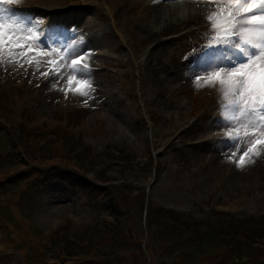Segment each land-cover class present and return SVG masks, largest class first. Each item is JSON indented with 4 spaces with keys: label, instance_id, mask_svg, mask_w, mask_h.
Returning a JSON list of instances; mask_svg holds the SVG:
<instances>
[{
    "label": "rangeland",
    "instance_id": "374dc122",
    "mask_svg": "<svg viewBox=\"0 0 264 264\" xmlns=\"http://www.w3.org/2000/svg\"><path fill=\"white\" fill-rule=\"evenodd\" d=\"M114 1L120 5L119 0H15L2 6L9 11L0 14V21L19 25L16 35L27 37L32 29L39 39L0 50V264H101L108 259L100 257L116 250L121 264H133L140 251L126 242L131 238H139L147 264H232V253L224 247L208 249L204 257L196 258L191 250L184 254L180 238L168 239L154 214L166 208L193 218L213 212L236 219L264 216V150L252 162L246 158L243 167L236 166L248 138L225 116V86L207 80L214 71L230 69L232 59L245 58L223 33L189 32L203 26L202 16L200 26L166 33L186 36L166 42L163 50L153 48L142 38L155 15L148 2L158 1L128 0L118 9ZM19 5L27 10H12ZM224 5L203 14L219 15ZM82 36H88V43ZM85 46L91 49L84 59L87 71L85 62L72 65ZM152 48L161 52L156 66L153 60L147 63ZM48 68L49 79L41 78ZM159 68L164 70L156 73ZM70 76L91 81L87 96L75 90V83L68 85ZM155 76L173 80L171 90L163 83L155 86ZM28 129L37 131L29 134ZM20 136L23 143L14 144L11 137ZM205 136L207 141L189 146ZM73 141L82 147L71 152ZM74 158L83 159L85 168ZM53 162H65L100 186L120 189L125 226L118 234L123 240H103L98 250L75 248L89 228L107 234L116 230L102 199L90 206L87 191L66 183L38 188L6 180L33 164ZM67 239L68 248L63 245ZM253 248L260 263L248 259L244 264H264V242L253 243Z\"/></svg>",
    "mask_w": 264,
    "mask_h": 264
},
{
    "label": "trees",
    "instance_id": "16d2710c",
    "mask_svg": "<svg viewBox=\"0 0 264 264\" xmlns=\"http://www.w3.org/2000/svg\"><path fill=\"white\" fill-rule=\"evenodd\" d=\"M22 120L23 117L21 118V121ZM23 127L24 125L20 126L21 130L24 129ZM35 131L37 130L28 129L27 132L30 134ZM8 134L12 135L11 131H8ZM14 137H11L14 144L17 143L19 145L23 143L24 136H20L21 141L20 139H14ZM76 146L82 147L79 142L73 141L70 146L72 148L71 152L76 150ZM77 153H81V151H77ZM74 159L77 160L75 161L77 165H83V159ZM85 162L88 164V161ZM83 166L85 168V165ZM157 170H159V165L156 163L155 172H157ZM87 173L88 170L86 171V174ZM10 179L20 183L24 182L29 185L35 184L38 187L53 182L58 184H69L73 188H78L85 192L87 191L88 197L86 201L91 202L89 203L90 206L97 205L101 199L103 200L102 202L106 205L104 210L111 219L110 225H114L116 230L110 229L108 231L109 234H107L104 230L89 228L88 231L90 230V234H88L82 244H75V248L80 249L83 247V249L93 248L94 250H98L100 245H102L103 240L108 239L109 243L120 242L123 240L120 238L121 234H118L121 231L120 229L125 226V222L122 221L124 220V214L122 210L119 209V204L124 201V198L122 199V197L118 195L120 189L109 185L107 187L100 186L96 184L95 181L93 182L88 179L87 176L83 178L76 172L74 173V169L69 168V165L65 162L63 164L58 162H53L47 165L33 164L27 169L21 170V172L10 175V177L6 178L8 181ZM128 214L129 212L126 213V215ZM154 217L159 223H161L162 230L164 232L166 231L165 235L168 239L175 237L180 238L181 241H178L179 250L184 251V254L191 250L195 251L196 258L204 257L205 253L209 251L208 249L218 250L224 247L228 248L232 253V264H237L240 261L244 264L248 259L252 263H260L259 261L261 258L257 256L259 259L257 261L252 254L253 251L256 252L257 250L256 248H253V243H256L257 241L264 242V239H261L264 238V216H261L260 218L249 216L248 218L236 219L230 214L213 212L206 218H193L186 214L183 215L166 208H158L155 211ZM104 223L106 224V222ZM69 242L70 241L67 239L63 245H65V247L70 246ZM126 242L136 245L138 251H140L139 256L133 264H147L144 252L145 249H141L139 238H131L130 240H126ZM245 244H248L247 249L244 248ZM121 246H123V244H121L120 247ZM121 250L127 249H119V251ZM263 256L264 255H262V257ZM100 258H102V260L106 258L108 259L107 261L103 260L101 264H121L120 262L123 261V259L119 258L117 250L111 254H105ZM100 262L97 260L96 263ZM123 264L132 263L124 262Z\"/></svg>",
    "mask_w": 264,
    "mask_h": 264
},
{
    "label": "snow or ice",
    "instance_id": "6c2138e0",
    "mask_svg": "<svg viewBox=\"0 0 264 264\" xmlns=\"http://www.w3.org/2000/svg\"><path fill=\"white\" fill-rule=\"evenodd\" d=\"M168 2V0H162ZM176 2V0H172ZM15 0H0V14L9 9L2 7L11 5ZM221 22L216 28H223L224 37L238 36L232 43V48L237 50L245 59L237 62L232 59L230 69L214 71L207 77L208 81H218L225 86L224 98L228 102L229 111L225 113L227 120L239 125V133L243 129L244 137L248 138V146L237 161V167H243L247 162H252V157H259L264 150V0H227L226 9H221ZM215 14L208 20H214ZM239 26V27H237ZM20 26L14 23L0 21V50L6 46L23 48L22 40H38L39 36L28 29L29 35H16ZM29 50L32 44H28ZM84 59H73L72 65H80ZM85 71L88 65H83ZM75 83L76 91L82 96L88 95L92 87L89 79H77L75 76L68 78V85ZM232 133L229 132V136Z\"/></svg>",
    "mask_w": 264,
    "mask_h": 264
},
{
    "label": "bare ground",
    "instance_id": "6f19581e",
    "mask_svg": "<svg viewBox=\"0 0 264 264\" xmlns=\"http://www.w3.org/2000/svg\"><path fill=\"white\" fill-rule=\"evenodd\" d=\"M120 1V5H118L116 3V1L112 2L114 7L116 9H118V7H122L123 2L128 0H119ZM207 1L208 4H201L200 0H188L186 2H184V4H177V5H171V4H166V3H154L153 1H151L153 4H151V2H148V5H150L149 7V13H153L155 14L154 17L150 20H148V24L151 26H149L146 30H144V37L142 38V41L146 42H151L153 44V48L158 47L159 49L163 50L164 49V44L166 42H172V41H178L181 37H177V38H173V37H166V33L171 32L172 30L176 29V28H182L185 29V31L187 30V28L190 25H201L203 23L200 22V19L202 21L201 16H203V11L204 10H208V9H213V5L217 6V9L219 10V8H222V6L224 7V3L227 0H205ZM210 3V4H209ZM37 13H39V11H37ZM213 14V13H212ZM205 18V17H203ZM206 19V18H205ZM203 24V28H204ZM193 27V26H191ZM206 27V26H205ZM153 48L152 51H150V53H148V62H150V60H153L154 66L159 65L161 63V58L159 57L160 53H155L153 52ZM83 54L82 56L84 57V59L88 56L91 55V49L90 47H84L83 49ZM101 51V50H96ZM101 54V53H100ZM99 55V54H98ZM95 56V54H94ZM102 56V54L100 55ZM83 62L86 63L85 60H82ZM160 70H157L156 73H159L160 71H163V68H159ZM169 79V78H168ZM163 79L162 77H158L155 76L152 81L154 82V85L157 86L158 83H160V85L163 83L164 87H169L172 84H174V82H172L173 80L171 79ZM172 87H169L167 89L171 90ZM163 91L158 90L159 95L162 93ZM209 138L204 139L203 141H197V142H191L189 144V146L192 148V146L195 148V146H197L198 144L207 141ZM184 145H188L187 142H182ZM184 155V150L182 152ZM196 156L193 155L192 159L195 158ZM182 158V157H181ZM182 162L184 163H188L187 159H182Z\"/></svg>",
    "mask_w": 264,
    "mask_h": 264
}]
</instances>
